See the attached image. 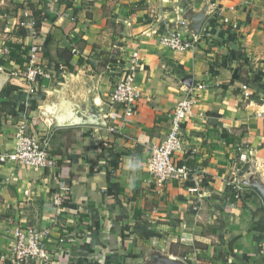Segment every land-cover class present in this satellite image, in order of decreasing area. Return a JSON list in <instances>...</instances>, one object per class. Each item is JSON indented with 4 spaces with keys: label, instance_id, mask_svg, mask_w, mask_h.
Wrapping results in <instances>:
<instances>
[{
    "label": "crops",
    "instance_id": "1",
    "mask_svg": "<svg viewBox=\"0 0 264 264\" xmlns=\"http://www.w3.org/2000/svg\"><path fill=\"white\" fill-rule=\"evenodd\" d=\"M25 13L40 20L35 34L6 33ZM166 27L199 38L195 49L161 46ZM30 45L51 74L34 93L12 74ZM134 51L141 96L111 134L108 96ZM185 97L175 161L195 177L158 188L148 148ZM21 124L53 133L50 165L0 166V264H12L17 226L48 232L53 264H188L187 251L217 257L201 264H264L263 203L249 186L235 201L225 184L241 156L242 181L258 172L264 182V0H0V152Z\"/></svg>",
    "mask_w": 264,
    "mask_h": 264
},
{
    "label": "built area",
    "instance_id": "2",
    "mask_svg": "<svg viewBox=\"0 0 264 264\" xmlns=\"http://www.w3.org/2000/svg\"><path fill=\"white\" fill-rule=\"evenodd\" d=\"M56 3L58 0H47ZM226 23L227 20H224ZM38 25L36 19L30 13L23 14L18 20L7 26L6 33L30 30L35 34ZM199 38L191 35L190 38L183 35L181 30L165 28L161 34L159 43L161 46L175 52L193 51ZM27 64L21 73H12L24 79L29 87L30 93H34L41 81L50 79V70L44 64V56L40 47L30 45L26 48ZM138 52L134 51L127 58L124 67L120 70V77L115 82L108 96L110 111L105 116V130L109 133H121L128 124V119L134 115L136 104L140 93L136 88V74L140 68ZM243 96L251 97L243 88ZM193 100L185 97L174 107L170 115V127L166 138L158 145L148 148L147 167L150 183L155 187L163 188L169 182L185 183L193 180L195 170L187 165H179L175 161V155L181 150V125L185 118L192 113ZM26 126L21 124L15 133L16 143L9 151L0 152V166H23L33 171H41L50 165L49 155L52 149L53 133H31L26 134ZM249 162L242 156L236 161L234 175L226 181V187L235 201H241L246 197L247 187L242 184L241 164ZM244 174V173H243ZM61 193L55 197L54 203L59 205L67 188H62ZM198 210V206L193 207ZM47 231L15 227L12 230L14 240L10 247L9 255L12 264H53V257L47 252L44 238ZM62 242L61 240L59 241Z\"/></svg>",
    "mask_w": 264,
    "mask_h": 264
},
{
    "label": "water",
    "instance_id": "3",
    "mask_svg": "<svg viewBox=\"0 0 264 264\" xmlns=\"http://www.w3.org/2000/svg\"><path fill=\"white\" fill-rule=\"evenodd\" d=\"M242 184L251 187L260 197L264 206V182L261 180L259 173L256 172L247 180H243Z\"/></svg>",
    "mask_w": 264,
    "mask_h": 264
},
{
    "label": "rangeland",
    "instance_id": "4",
    "mask_svg": "<svg viewBox=\"0 0 264 264\" xmlns=\"http://www.w3.org/2000/svg\"><path fill=\"white\" fill-rule=\"evenodd\" d=\"M103 60L106 62L107 60H106V58H103ZM214 243H215V241L214 240H212V241H210L209 242V244L211 245V246H214ZM198 248H200V249H206L207 248V244L205 245V246H203V245H199V246H197ZM211 251H213V250H211ZM184 253V251H181V254H183ZM187 254H191L190 255V257H192V259H190L189 261H188V264H201V263H209V262H213L212 260H216L217 259V257H215V256H208V257H202V256H200V254H195L193 251H191V252H189V251H187ZM212 254V253H211ZM221 254L222 253H220V254H218L220 257H221ZM224 255H229V254H223L222 255V257L224 256ZM222 257H221V259H222Z\"/></svg>",
    "mask_w": 264,
    "mask_h": 264
},
{
    "label": "trees",
    "instance_id": "5",
    "mask_svg": "<svg viewBox=\"0 0 264 264\" xmlns=\"http://www.w3.org/2000/svg\"><path fill=\"white\" fill-rule=\"evenodd\" d=\"M37 20V22L39 23L40 22V20L39 19H36ZM44 58H46L45 56H44ZM55 64H58V62L57 61H55ZM69 63L67 62V61H64V65H68ZM69 66V65H68Z\"/></svg>",
    "mask_w": 264,
    "mask_h": 264
}]
</instances>
